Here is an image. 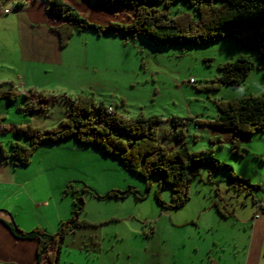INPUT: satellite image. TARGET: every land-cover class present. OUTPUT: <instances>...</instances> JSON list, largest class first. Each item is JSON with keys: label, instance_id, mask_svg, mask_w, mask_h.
<instances>
[{"label": "rangeland", "instance_id": "rangeland-1", "mask_svg": "<svg viewBox=\"0 0 264 264\" xmlns=\"http://www.w3.org/2000/svg\"><path fill=\"white\" fill-rule=\"evenodd\" d=\"M17 1L25 4V11L13 9ZM47 1L0 0V90L16 93L12 101L6 96L0 98V126L4 128L0 132V142L7 151L15 136L11 131L12 126L32 124L42 129L51 128L66 117L70 107L69 100L78 95L91 96L97 102L110 105L125 118L154 114L161 120L157 129L161 143L176 148L183 141L190 151L204 154L212 152L215 158L230 165L241 178L260 186L254 193L256 197L262 196L264 132L247 134L209 123L217 115L218 100L250 93L261 95L264 92V55H259L255 48L230 38L228 34L232 30L231 24L222 28V38L203 44L156 46L141 36L98 33L95 29L84 28L74 30L67 43L60 46L59 36L53 30L54 18L47 9ZM75 1L88 17L87 20L96 21L97 25L106 23L105 19L110 11L94 6L92 1L95 0ZM214 2L219 4L221 0ZM154 6L165 9L163 3ZM4 7L9 8V12L3 13ZM167 9L172 16L185 10L195 12L194 7L185 0H173ZM254 24L264 26V23ZM241 31L242 28L237 30ZM240 54L250 57L254 64L245 83L239 86L221 84L217 89L205 88L210 84L216 85L212 80L219 75L218 64L232 61ZM24 91L28 93L26 97ZM32 94L44 97L39 101L40 98L36 99ZM28 97L31 102L35 101L36 110L26 109ZM174 116L181 117V122L174 124L171 120ZM179 129H183L184 133L181 138H177L174 133ZM18 140L28 141L25 135L20 134H17L16 141ZM70 140L72 142L65 143L69 146L67 149L60 148L61 143H48L51 146L38 148L29 164L17 170L16 180L19 183L36 180V171H45L42 179L35 182V200L39 199L37 194L40 193L61 207L63 202L71 200L70 193L64 196L62 192L70 181L72 186L66 192L77 191L85 197L80 218L88 220V217L95 219L101 211L113 208L116 205L113 201L117 200L107 202V198L100 199L86 190H80L84 183L98 194L105 193L112 186H122L123 189L130 183L145 195L143 192L146 190V181L136 173L129 174L121 168L118 158L108 156L93 144L81 148L76 146L74 149L72 143L76 144L75 140ZM227 176L225 169H211L210 172L208 167H203L200 175H195L191 180L188 193L192 200L182 212L195 209V198L208 196L211 189L212 193L219 191L228 194L227 189L234 188L227 182ZM156 188L157 185L154 188L151 186L148 197L140 200L138 206L134 204L129 207L150 217L156 208L153 194ZM170 189V186H165L161 190V197L165 193L170 194ZM237 193L238 191H234L231 200L233 204L228 205L229 210L236 206L238 216H251V196L245 197L244 191ZM227 197L228 195L226 199ZM244 199L245 204L242 203ZM228 201L230 199L226 203ZM257 212L259 220L256 222L261 223L259 231L264 238V212ZM209 213L204 212L201 219L203 223L210 220ZM219 213H212L215 215L213 232H222L231 242L230 245H234L231 236H236L240 253L250 234V221L247 224L240 223L233 218L222 217L223 214ZM237 231L239 232L236 233ZM202 232H208L209 237L208 229H202ZM181 237L174 236L175 240ZM188 243H191L190 240ZM263 254L264 251L259 255L261 259L264 258Z\"/></svg>", "mask_w": 264, "mask_h": 264}, {"label": "trees", "instance_id": "trees-1", "mask_svg": "<svg viewBox=\"0 0 264 264\" xmlns=\"http://www.w3.org/2000/svg\"><path fill=\"white\" fill-rule=\"evenodd\" d=\"M173 0H98V2L112 6V8L132 7L133 19L130 23L110 21L108 24L97 25L80 15L67 2L62 0H48V9L53 14L65 18V22L53 27L58 34L60 46H64L71 38L74 30L92 28L101 32L121 33L122 35L141 36L144 40L156 46H168L173 44H203L224 36L222 28L231 24L230 38L252 47L259 55H264V0H221L216 4L214 0H185L194 7L195 12H178L175 15L168 14V6ZM163 3L165 9H159L155 4ZM20 4L17 3V7ZM259 22L261 26L254 24ZM243 31L237 32L238 29ZM219 75L205 88L217 89L221 84L239 86L245 83L249 72L254 69L250 57L240 54L232 61L218 64ZM24 97L28 94L23 93ZM16 93L14 91L0 90V98L6 96L12 101ZM32 96L42 100L44 96ZM26 109L36 110L35 101L26 98ZM70 107L66 117L61 118L55 126L48 128L35 127L32 124L17 125L14 132L25 135L28 139L11 141L9 154L5 146L0 142V157L12 158L15 164L27 165L31 156L43 142L54 143L60 140L74 139L79 145L93 144L99 147L105 154L117 157L132 172L146 181V190L152 186L151 178L157 181L154 190V198L162 207L176 209L189 201L188 189L192 178L200 175L203 167L211 169H225L228 173L227 182L235 191H244L251 196L256 206V211L264 212V192L260 198L254 191L260 186L251 183L246 178L234 172L233 168L212 155L190 151L185 143L176 148H170L161 143L158 138V125L160 118L151 114L147 117L137 116L125 118L110 105L102 101H95L91 96L74 97L69 100ZM218 114L209 123L215 127L233 129L237 132L251 134L255 131L264 132V92L261 95L248 94L231 99H222L216 102ZM41 108L43 106H40ZM94 112V114H92ZM172 122L178 124L181 117H172ZM197 120V119H195ZM198 121V120H197ZM0 117V125H1ZM183 129L176 130L175 136H184ZM211 174V173H210ZM208 179L211 181L210 176ZM72 184L69 182L63 192H66ZM165 186L171 187L170 202L161 197V190ZM255 189V190H254ZM80 190H86L97 198L122 197L133 193L137 198H143L133 186L125 189H111L103 194H98L84 184ZM76 191V190H75ZM72 203L71 216L67 221L60 223L59 229L54 234H47L43 229L35 228L24 231L18 227L14 220L5 221L10 231L20 238H32L38 240L37 260L39 264L46 254L47 264H59L60 249L65 234L74 227L88 224L87 220L79 219L83 210V197L76 192ZM214 205L223 215H232V209L227 208V203L221 194L216 192Z\"/></svg>", "mask_w": 264, "mask_h": 264}, {"label": "crops", "instance_id": "crops-1", "mask_svg": "<svg viewBox=\"0 0 264 264\" xmlns=\"http://www.w3.org/2000/svg\"><path fill=\"white\" fill-rule=\"evenodd\" d=\"M62 1L67 2L86 18L85 13L75 0ZM92 2L94 6L101 8V10L110 11L107 13L106 23H100L99 25L108 24L110 21L128 24L133 19L134 9L132 7L112 8V6H105L98 0ZM17 3L20 4L19 7H17ZM46 5H48V1ZM25 7L24 3L17 1L13 9L15 11L21 9L25 11ZM2 12H9V8L4 7ZM50 13L54 18L53 26L65 22V18L53 14L51 11ZM123 13L124 15H122ZM110 15L114 20L110 19ZM23 93L27 92L24 91ZM15 126L17 125L11 128L13 135H15L13 141L17 140V134L13 129ZM3 129L0 126V132ZM69 140L63 139L54 142V144L60 145L61 143L59 147L67 149L69 146H66L68 144L65 143L72 142ZM18 141L23 143L22 140ZM48 143L50 144V142H43L38 148L51 146ZM75 143H72L74 149H76V146H79V148L84 146L79 145L76 141ZM9 152L10 150L7 151V154ZM27 165L15 164L10 157L7 159L0 157V264H35L37 260L38 240L17 237L10 231L5 221L14 220L18 227L24 231L40 228L47 234H54L59 229L60 223L67 221L71 216L72 203L75 200L74 192H63L62 190L64 196L66 193H70L72 197L70 201L63 202L61 207L56 205L57 202H50L48 197L45 198L40 193L37 194L39 199L35 200L33 198L37 189L35 182L42 179L41 176L45 171H36V180H24L25 183L17 182V170L23 169ZM120 167L129 174L132 173L122 161ZM199 178L203 181L201 176ZM151 180L152 188L156 187V179L152 178ZM207 183H210V181H207ZM126 186L125 188H128L133 185L129 183ZM121 187L112 186L107 190L122 189ZM135 188L137 189V187ZM229 190L228 188V194L220 193L221 196L225 195L222 196L224 201L230 199L228 205L232 203L231 200L235 191L234 189ZM137 191L142 192L138 189ZM211 191L209 190L208 196L203 195L201 198H195L194 201H196L197 207L185 212L182 211L191 202L192 196L186 204L176 209L162 207L157 204L154 198L156 208L150 217L143 216L139 214V210H132L129 207L134 204L138 206L140 200L150 195V189L143 192L145 193L143 198H137L133 193H129L124 198L105 199L107 202L116 199L117 201H113L116 202V205L113 208L106 209V211H101L95 219L88 217V224L74 227L65 234L60 249L59 264H264V258L261 259V256H259L264 251V238L259 231L262 225L256 222L259 220L258 212L256 213L257 205L251 200L252 213L249 217L241 218L238 216L236 206L232 208V215L225 216L221 214L222 217L233 218L235 221H240V223L246 222L247 224L250 221L248 225L251 229L250 234L247 236L248 240L243 244V249L239 253L238 238L236 236H231L234 245H230L231 242L223 236L222 232L219 234L213 232L214 214L219 212L214 205V198L217 195ZM165 194V196L162 195V198L166 202H170L171 193ZM226 195H228V199H226ZM244 202L245 199L242 203L245 204ZM228 205L227 208L229 209ZM206 211L210 212L208 215L210 220L203 223L201 219ZM80 216H82L81 213L78 217L82 219ZM218 218L220 220L219 216ZM202 229L209 230V237L208 232L203 234ZM178 235L182 236L181 239L175 240L174 236ZM188 240H190V244ZM47 260L45 254L39 264H47Z\"/></svg>", "mask_w": 264, "mask_h": 264}]
</instances>
